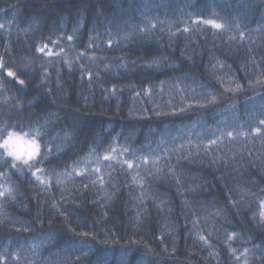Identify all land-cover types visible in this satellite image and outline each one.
I'll list each match as a JSON object with an SVG mask.
<instances>
[{"label": "trees", "instance_id": "16d2710c", "mask_svg": "<svg viewBox=\"0 0 264 264\" xmlns=\"http://www.w3.org/2000/svg\"><path fill=\"white\" fill-rule=\"evenodd\" d=\"M262 122L264 0H0V264H264Z\"/></svg>", "mask_w": 264, "mask_h": 264}, {"label": "snow or ice", "instance_id": "6c2138e0", "mask_svg": "<svg viewBox=\"0 0 264 264\" xmlns=\"http://www.w3.org/2000/svg\"><path fill=\"white\" fill-rule=\"evenodd\" d=\"M209 23H212V22L209 21ZM213 26L216 27V28H220L221 27V25H219V24H214ZM40 51H43V49H40ZM8 75L9 76H13L14 74L12 72H9ZM20 83H23V81H20ZM262 123H264V122H262ZM14 143L15 142L12 140V134L9 133V138L4 140L3 144H0V147H4L6 149V155L7 156L14 157L15 160L23 159L24 164H26L29 167H31V165L29 164V161L33 160L36 156H38L39 151H40L39 145L36 143L35 140L31 141L30 144H29V150L27 151L26 157H25V155L22 152L16 150L13 147ZM24 143H28V142H24ZM12 166L16 167L17 165L15 163H13ZM129 167H131V165H129ZM37 171H40V170L37 169ZM33 175H35V173H33ZM0 195H3V193H0ZM201 239H203V237H201Z\"/></svg>", "mask_w": 264, "mask_h": 264}, {"label": "rangeland", "instance_id": "374dc122", "mask_svg": "<svg viewBox=\"0 0 264 264\" xmlns=\"http://www.w3.org/2000/svg\"><path fill=\"white\" fill-rule=\"evenodd\" d=\"M12 134V140L15 142L13 144V147L22 152L25 157H26V153L27 151L29 150V144L31 141H33V139H30V138H27L25 137L23 134H20V133H13V132H10ZM9 138V133L6 135V137L2 140V144H3V141L8 139ZM18 141V142H17ZM24 142H28V143H24ZM37 143V142H36ZM4 148V147H3ZM4 150L6 151V149L4 148ZM11 157V156H10ZM14 159V157H11ZM15 160V159H14ZM18 161H22L23 162V159L21 160H18Z\"/></svg>", "mask_w": 264, "mask_h": 264}]
</instances>
